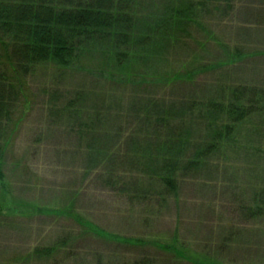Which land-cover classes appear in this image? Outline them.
Segmentation results:
<instances>
[{
  "label": "rangeland",
  "instance_id": "obj_1",
  "mask_svg": "<svg viewBox=\"0 0 264 264\" xmlns=\"http://www.w3.org/2000/svg\"><path fill=\"white\" fill-rule=\"evenodd\" d=\"M222 3L210 1L197 12L203 28L194 25L189 30L193 37L185 45L193 49H185L183 58L201 50L209 61L220 59L223 53L217 52V45L200 46L203 32H215L223 46L233 49L240 33L227 26L228 5ZM257 8L258 3H252V10ZM259 45L264 47V42ZM97 67L89 61L73 70L39 66L27 78L32 109L22 116L12 138L0 184V264H199L195 260L210 263L213 256L225 264H264V215L248 216L257 206L259 191L264 199V111L233 125L232 135L205 164L195 173H181L178 201L171 198L159 205V198L145 197V179L137 174L128 182H137L138 196L108 181L102 170L83 169L88 163L78 149L87 141L80 133L87 118L79 116L78 107L84 113L91 107L89 114L96 105L105 109L114 94L113 82L98 76ZM243 84L264 87V55L217 65L168 93L175 101L184 100L183 106L189 97L221 101L223 93ZM81 89L86 95L79 103L76 94ZM127 105L112 103L113 114L119 107L129 110ZM210 125L202 116L194 126L192 153L202 139L213 140ZM216 125L224 132L220 118ZM104 126L99 127L119 128ZM65 206L71 215L58 210ZM231 232L229 243L222 241ZM172 248L195 260L180 257Z\"/></svg>",
  "mask_w": 264,
  "mask_h": 264
},
{
  "label": "trees",
  "instance_id": "obj_2",
  "mask_svg": "<svg viewBox=\"0 0 264 264\" xmlns=\"http://www.w3.org/2000/svg\"><path fill=\"white\" fill-rule=\"evenodd\" d=\"M210 1L214 3V0H0V184L5 181L4 164L14 145L12 138L22 116L32 109L27 81L30 73L46 65L73 70L89 61L92 65L98 63L95 70L98 76L113 82L114 94L105 109L96 105L89 114L91 107L86 113L82 106L78 107L79 116L87 118L80 129L81 137L87 141L78 149L88 163L83 169L88 173L92 168L102 170L108 181L120 183L126 192L131 189L138 196L141 192L137 182H128L137 174L145 179L142 188L145 197L159 198V205L171 198L178 201L181 173H195L219 143L232 135L233 125L264 111V87L255 85L233 87L227 95L223 93L226 97L221 101L205 102L189 97L190 101L183 106L180 103L184 100L178 102L169 96V88L194 82L199 73L210 68L264 55V49L251 37L237 36L233 49L229 50L211 31L203 32L200 46L205 49L217 45V52L223 53L220 59L209 61L206 51L201 50L200 53L193 50L191 59L183 58L185 49H193L185 45L193 37L189 30L194 25L203 28L197 12L207 8ZM152 88L156 92H151ZM85 95L84 89L78 91L79 103ZM123 102L129 110L119 107L114 115L112 109L116 107L111 104ZM202 116L209 119L213 140L202 139L198 150L192 153L193 137ZM218 118L225 126L224 132L216 127ZM100 125L119 128L101 129ZM260 193L254 200L257 206L249 209L250 218L264 215ZM58 210L72 214L66 206ZM232 236L234 232L222 241L229 243ZM50 249H45L46 253H51ZM176 253L192 259L182 250ZM195 261L225 264L214 256L210 263Z\"/></svg>",
  "mask_w": 264,
  "mask_h": 264
},
{
  "label": "crops",
  "instance_id": "obj_3",
  "mask_svg": "<svg viewBox=\"0 0 264 264\" xmlns=\"http://www.w3.org/2000/svg\"><path fill=\"white\" fill-rule=\"evenodd\" d=\"M214 2L218 4L227 3L229 12L226 19L229 22H236L235 25L232 22H226L230 29L235 26L237 28L236 33L251 38L259 36L256 42H264V0H214ZM255 2L258 3V8L253 11L252 3ZM230 5L233 6L229 7ZM258 47L264 49L263 46L259 45Z\"/></svg>",
  "mask_w": 264,
  "mask_h": 264
}]
</instances>
